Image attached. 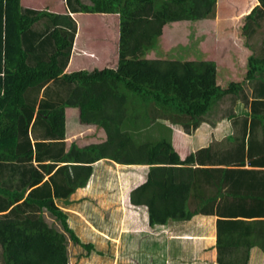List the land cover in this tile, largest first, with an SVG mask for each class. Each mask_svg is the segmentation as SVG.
<instances>
[{
  "label": "trees",
  "instance_id": "trees-1",
  "mask_svg": "<svg viewBox=\"0 0 264 264\" xmlns=\"http://www.w3.org/2000/svg\"><path fill=\"white\" fill-rule=\"evenodd\" d=\"M90 2L67 0L71 10H78L74 14L78 30L68 65L73 68L63 70L75 31L64 4L63 11L49 12L23 8L19 0H0V264H74L80 256L90 255L95 243L78 237L79 232L67 222L69 211L62 206L79 201L72 194L89 185L92 163L100 159L149 165L146 179L129 191L128 199L133 205L146 206L151 226L187 220L197 213L218 215L217 262L223 264L228 238L221 234L219 225L225 219L220 216L264 214V176L260 188L252 184L255 179L240 180L239 175L234 183V172L228 168L227 175V169L216 165L217 155L220 161L235 159L243 165L256 153L262 154L259 160L264 163V58L248 57L244 78L253 84V96L249 103L248 97H242L245 110L239 116L245 123L250 121L251 132L260 123L263 135L251 142L253 133L245 140V131L225 152L209 146L181 159L170 139L141 138L136 120H146L147 107L157 104L169 116L184 117L189 131L223 96L242 88L238 79L227 87L219 82L217 65L224 59L220 54L229 51H223V41L212 29L205 31L203 40L216 47L219 58L167 57L166 48L161 49L168 40L165 32L178 22L192 37L195 29L207 30V20L215 18L216 0ZM258 2L241 27L246 45L264 16V0ZM83 15L98 16L100 21L82 26L78 16ZM38 21H43V28L35 30ZM96 28H101L99 33ZM59 80L68 84L66 96L47 90L48 82ZM124 115L134 125L129 133L121 129ZM83 131L90 133L83 134L85 140L77 139ZM95 131L104 135L103 141L89 140ZM43 158L53 161L44 163ZM196 160L209 162V167L193 168ZM56 162L64 164L56 168ZM45 174H50L47 179ZM200 176L208 183L209 193L202 194L205 201L200 206L190 209L191 199L202 198ZM245 184L250 192L246 204H260V211L240 208L243 202L238 201H244L246 189L243 194L238 187ZM109 211L105 209L106 214ZM232 223L228 233H238ZM71 246L81 253L75 262L70 259ZM99 248L96 245L94 254L100 260L112 257L113 248ZM247 259L248 249L243 264Z\"/></svg>",
  "mask_w": 264,
  "mask_h": 264
},
{
  "label": "crops",
  "instance_id": "crops-1",
  "mask_svg": "<svg viewBox=\"0 0 264 264\" xmlns=\"http://www.w3.org/2000/svg\"><path fill=\"white\" fill-rule=\"evenodd\" d=\"M19 3L23 8L27 7L49 12L63 11V4L66 8L69 7L67 0H19ZM257 4H259L258 0H216L215 18L207 20V22H214L217 28V30L214 31L215 35H217L219 40L227 43L229 53L232 51L230 47H234L236 51H239L238 55L246 54L245 57H240V64L243 65L247 62V68L248 57L250 55H255L257 59L264 58V16L260 19L259 27L255 29L253 36L247 40V45L245 43L246 38L241 33V27L244 24L245 16ZM67 11L71 12L73 10L68 9ZM236 22H239V30L241 36L245 38L244 41L237 42L235 39H233V41L230 36L221 39L218 37L217 33L220 30V25H223V31H234L237 30V28H234ZM33 28L35 30L42 29L43 21L36 22ZM199 31L200 32L195 31L194 37L202 41L205 31L208 32V30H204L201 27ZM49 49L50 46H48L47 50ZM71 52L68 54L65 66L67 63L69 64ZM232 55L233 60L237 63L239 57L234 55L233 51ZM242 58L245 60L244 63H241ZM70 68L73 67H67L68 70H70ZM245 70L240 72L238 69L241 74L245 73ZM242 84L240 95L237 94V96L248 97L249 103L253 96V84L248 80H244ZM64 85L68 86V84ZM68 91H70L69 88ZM40 93L41 90L39 95ZM231 99L232 101L234 100L233 103L231 102L233 107L234 104H236L237 98L231 97ZM235 109L241 111L237 108ZM236 110H232L233 114L229 113L226 115L227 118L221 120L202 121L190 133L183 131L179 127H173L171 141L172 145L179 153L180 158L183 159L188 154L209 146L216 148L218 151L225 152V150L237 144L245 131L244 138L247 140L251 132L250 121L247 119L245 123L243 119L239 118L240 112L236 113ZM66 112L67 115L71 113L69 109L66 110ZM252 133L253 136H249L251 142L259 139L263 135L262 125L260 123L255 124L251 134ZM140 137L148 138V136L144 135ZM89 140L97 143L104 140V135L98 134L97 131H95L90 135ZM261 156L262 154L256 153L247 157L245 163L240 165L235 159L229 162L220 161V157L217 155L216 165L227 169V175L229 174L228 168L231 169V172H234V183L239 179V175L240 180L244 177H247V179L249 177V181L255 179L252 184L260 188L263 184L261 176H264V163L261 164V160H259ZM43 159H46L44 163H52L53 161L50 158ZM98 162L92 163L93 169L90 176L91 179L88 181L89 185L87 184L85 187L77 188L76 192L72 194V197L78 198L79 201H72L74 203L71 207L70 205H67V208L62 206L63 209L69 211L70 217L67 219L68 224L74 227V231L79 232L78 237L82 241L85 242L86 240L84 239L90 237L92 241H95L104 248V246H108L109 243L107 240L104 241V239L97 234L109 235L116 241V251L120 250L122 254L129 255L132 254V252L129 251V249L132 248L130 239L133 235L138 234L141 235V237H138V240H151L150 243L155 249L152 254L153 264H219L217 262L218 249L216 245V223L219 217L218 215L197 213L187 220H170L163 225L155 224L151 226L148 224L146 206L140 205L139 207L138 205H133L128 199L129 191L146 179L149 165L121 164L109 159H100ZM61 163L62 165L64 164L63 162H56V168L59 167ZM208 163L209 162L200 163L196 160L192 164V167H209ZM94 166L97 168H94ZM239 169L243 170V172ZM114 173L118 175L119 179L114 177ZM49 175L50 174H45L44 178L47 179ZM258 177L260 178L258 179ZM198 184V191L201 197L203 193H209L208 183H203L201 176L200 180H198ZM247 186L245 184L238 187L240 189L238 190L239 193L244 191V194L246 189L244 201H242L243 199L238 201L243 202V205L240 204V208L243 207L245 211H260L262 209L260 204H246V202H249V199H246V197L250 196V194H247L250 193ZM204 201L205 199L203 197L199 200L191 199L188 205L190 209H192L195 206H200ZM68 203L70 204V202ZM102 207L106 210L109 209V213L106 214ZM232 208L235 210L236 207L234 204ZM220 217H224L223 219H225L221 220L219 225L221 234H226L228 238L226 240L228 242L227 246L223 248V264H243L244 252L247 249L248 259L246 264H264V214H255V216L252 217V215H245L243 213H227ZM232 222L236 224L235 228L236 231H238V233H235L236 236L232 234V232L228 233L229 228L233 224ZM76 225L82 230L76 228ZM90 238L87 240H90ZM131 240L133 241L134 239ZM233 240H239L240 242H234V244L232 242ZM247 242L251 243L248 248L246 245Z\"/></svg>",
  "mask_w": 264,
  "mask_h": 264
},
{
  "label": "rangeland",
  "instance_id": "rangeland-1",
  "mask_svg": "<svg viewBox=\"0 0 264 264\" xmlns=\"http://www.w3.org/2000/svg\"><path fill=\"white\" fill-rule=\"evenodd\" d=\"M82 3L85 4H90V0H80ZM70 10L69 7L66 8L65 6V11H66V15H68L73 23H74V27L76 28V31H74V35L72 38V42H71V47H70V51L73 49L74 46V41H75V37L77 35V30H78V22L74 17V13H76L77 11H71L68 12L67 10ZM215 10V9H214ZM214 15H215V11H214ZM74 17V19H73ZM210 17H214V16H210ZM79 22L80 24L83 26L85 25L86 27H89L91 25H93L94 23L99 22V17L98 16H78ZM75 20V21H74ZM97 21V22H96ZM190 23V22H189ZM190 25V24H189ZM208 25V31H210L211 29L213 31H216V25L214 24V22H209L207 23ZM239 22L235 23L234 28H237V30H224L223 31V25H220V31L217 33L218 37L221 38H225L227 36H230L231 40L235 39L237 42H241L244 41V37L241 36L240 30H239ZM67 30V29H66ZM101 30V28H96L94 31H96V33H99ZM109 30V29H108ZM169 31L165 32V36H167V42H163L162 44V48L168 51L167 53V57L168 56H176L179 58H206V59H214L218 56L219 58V54L217 53V49L215 46H212V44H208L207 41L202 40L199 41L196 38L192 37L191 35H188L186 33V28L184 26L183 23L178 22V24L173 25L172 27H170L168 29ZM211 30V31H212ZM110 31V30H109ZM196 31V29H195ZM170 32V33H169ZM84 34L87 35V29H84ZM208 34V33H207ZM85 37L82 36V40ZM234 41V40H233ZM223 44V51H227V43L222 42ZM232 46V43H231ZM97 47V45H96ZM157 49V48H156ZM221 49V48H220ZM229 49V48H228ZM230 50L233 51V54L239 57V60L237 59V63H235V61L233 60V55H232V51L230 53H223L221 51L220 57L224 58L223 62L221 60V62H219L218 66V71H217V75L219 76V82L222 84V86L227 87L229 82L232 81H236L237 79L244 82L245 80V73H240L242 71H244L245 69H247V62L245 64H240V57H245L246 54H242V55H238L239 51H236L234 49V47H230ZM153 55V54H152ZM244 58L241 59V63H244ZM70 63V61H69ZM69 64L67 63L66 66H64V70L67 68ZM237 65V67H236ZM239 69V71H238ZM246 71V70H245ZM235 78V79H234ZM60 80L58 81V83H52L49 82L48 83V88L47 90L50 92H54V95H58V96H66V94L69 93L68 91V86L66 87L64 84L59 83ZM52 83V84H51ZM43 89H41V93L40 95H42ZM240 90L237 89V91H232V93L226 94L225 96L222 97V99L220 101H218L216 104H214L211 109L209 110V112L207 113V115H205L204 120H221L224 118H227L226 115L231 113L233 114L232 110H236L235 108L239 109V110H243L244 109V102L242 100V97L237 96L240 95ZM231 97H236L237 101L236 104H234V106L232 107L231 102L233 103L234 100L232 101ZM235 107V108H234ZM160 108H162L161 105L157 104L155 106H153V104L151 103L148 107H147V114H148V118L146 120L139 118L138 120H136V127H138L139 130H141L142 135L144 136H148V141H155V140H159V139H167V140H171V133H172V128L173 127H179L181 128L183 131L190 133L192 130H194L202 121L199 122V124L194 127V128H189V131L186 130L184 124H183V120L181 118H177L174 116H169L168 114H165L164 110H161ZM249 109V106H248ZM160 110L162 112H160ZM240 111L236 110V113H238ZM124 120L121 124V129L123 131H127L128 133L132 131L133 129V124L132 122H129V120L127 119V115H124ZM188 124L190 125V123L188 122ZM223 128V126H222ZM84 133H90L88 131H83L80 132L76 135L77 139H86L85 136L83 135ZM90 135V134H89ZM90 137V136H89ZM136 144L138 143V139L134 141ZM172 143V141H171ZM172 147L174 148V146L172 145ZM174 150L176 151V149L174 148ZM177 152V151H176ZM178 153V152H177ZM179 154V153H178ZM62 165V163H61ZM58 166V165H57ZM114 177L118 178V175H116V173H114ZM113 177V178H114ZM116 179V180H117ZM90 201V200H89ZM92 202V201H91ZM140 207V205H138ZM138 207V208H139ZM103 208V207H102ZM103 210H105L103 208ZM104 236L105 238H107L106 240H109V247L112 249L113 248V252H112V257L107 260H100L99 255L95 253L94 249L96 247V245H98L95 241H92L91 238V242H94V249L92 250V252L90 253L89 256L87 257H83L80 256L78 258V260L76 261V257L79 256L80 250L77 247L71 246L70 247V259L72 262H75L74 264H153V258H152V254L154 253L155 249L153 248L152 244L150 243V241L148 240H138V237H141V235H133L131 237V239H134L133 241L130 239V244L131 247L129 249L130 252H132V254H122V252L116 251L115 248V244L116 241L113 237H110L109 235H104V234H97ZM87 238V239H89ZM86 240L85 242H90V240ZM133 242V243H132ZM125 244V243H123ZM99 250L103 251V249L100 245H99ZM107 247V246H106ZM101 256V255H100ZM89 262V263H88ZM94 262V263H93ZM101 262V263H100ZM116 262V263H115ZM72 264V263H71Z\"/></svg>",
  "mask_w": 264,
  "mask_h": 264
}]
</instances>
